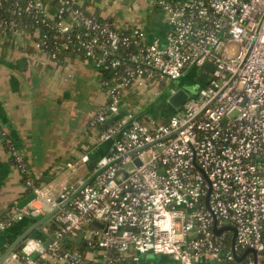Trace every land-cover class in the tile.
<instances>
[{
	"label": "built area",
	"instance_id": "obj_1",
	"mask_svg": "<svg viewBox=\"0 0 264 264\" xmlns=\"http://www.w3.org/2000/svg\"><path fill=\"white\" fill-rule=\"evenodd\" d=\"M159 2L169 29L164 40L148 42L143 29H118L80 0H61L54 11L51 0H0L1 33L27 31L29 20L50 58L77 50L99 70L107 101L89 125L95 143L113 142L93 180L57 190L36 181L0 126L25 192L36 194L0 215V233L46 214L57 197L66 200L84 184L52 216L53 229L41 226L51 238L27 237L3 264H139L149 252L177 264H264V0ZM48 31L64 37L54 48ZM208 62L214 71L204 69ZM191 67L210 81L166 119L137 111L118 117L134 85L158 96ZM81 232L83 249L67 248ZM88 250L101 259H90Z\"/></svg>",
	"mask_w": 264,
	"mask_h": 264
},
{
	"label": "crops",
	"instance_id": "obj_2",
	"mask_svg": "<svg viewBox=\"0 0 264 264\" xmlns=\"http://www.w3.org/2000/svg\"><path fill=\"white\" fill-rule=\"evenodd\" d=\"M80 0L89 12L102 20H108L116 28L133 30L141 28L148 42L164 40L168 23L156 0ZM129 2V3H128ZM40 31L17 30L0 37V126L8 131L20 152L28 162L33 176L41 185L60 190L66 185L91 181L96 173L98 161L107 155L112 141L94 142L96 132L89 129L93 114L106 103L107 90L102 85V75L93 63L79 53L64 51L54 60L37 47ZM169 88V87H168ZM165 88L162 94L174 87ZM125 93L118 117L131 112L126 104L130 92ZM175 89V88H174ZM141 88L140 92H144ZM156 97V98H157ZM144 107L140 113H150L156 102ZM137 105L134 101L131 104ZM174 112L168 104L160 115L166 119ZM89 161L82 156L87 152ZM68 162L74 167H68ZM30 193L25 192L19 168L4 147L0 137V215L15 209L20 200ZM58 197L56 198V200ZM34 218V217H33ZM35 221L30 217L17 222L0 233V257L7 248ZM53 222L49 219L45 225ZM35 235L48 238L41 227ZM90 259H101L99 252L87 251ZM139 264H177L164 254L146 253ZM201 264L218 263L212 260Z\"/></svg>",
	"mask_w": 264,
	"mask_h": 264
},
{
	"label": "water",
	"instance_id": "obj_3",
	"mask_svg": "<svg viewBox=\"0 0 264 264\" xmlns=\"http://www.w3.org/2000/svg\"><path fill=\"white\" fill-rule=\"evenodd\" d=\"M204 69L208 70V71H214L215 70V66L212 65L211 63H206L204 65ZM180 79V78H179ZM177 79V81L179 80ZM210 78L208 77V73L207 72H202L200 73L199 77L197 78L198 82H206L207 84L209 83ZM189 97V93L187 90H185L184 88H178L176 90V93H174L172 96H170L169 98V105L170 107L173 108H179L181 107L184 102L188 99ZM140 150V149H139ZM138 150H136L135 152H137ZM135 162L139 165L140 159L136 158ZM98 174V172L95 173L94 177ZM93 177V178H94ZM93 180V179H92ZM90 182V181H89ZM88 183V181L86 182ZM84 186V184L76 191L74 192L68 199L63 200L62 198H58L57 199V203L58 206H56L55 208H53L52 210H49L46 214H39L37 216L34 217L35 222L29 226L24 232H22L19 236H17L15 238V240L11 243V245L7 248V250L4 252V254L0 257V264H3L4 261L9 257V255L29 236L35 234L34 232L39 229L43 224H45L49 219L52 218V216L58 211L60 210V208L64 207L66 204H68L76 195H78V193L80 192L81 188ZM36 198V194L31 193L29 194L26 198H24L23 200H20L17 203V207H23L24 205L28 204L30 201L34 200ZM45 199H43L42 201H44ZM45 208L48 210V207L45 206ZM96 225H100V222L95 221L94 222ZM231 227H224L222 229H217L216 232L219 234L221 233L224 229H230ZM84 236V233L81 232L78 237L76 238V243L78 245H81V249H83L84 246V242H82V238ZM235 237L236 234H234L233 237V242L235 241ZM43 239V238H41ZM50 243L49 240L45 241V245L47 246ZM250 251V249L248 250ZM247 251V252H248Z\"/></svg>",
	"mask_w": 264,
	"mask_h": 264
},
{
	"label": "rangeland",
	"instance_id": "obj_4",
	"mask_svg": "<svg viewBox=\"0 0 264 264\" xmlns=\"http://www.w3.org/2000/svg\"><path fill=\"white\" fill-rule=\"evenodd\" d=\"M124 4L127 2L125 0ZM160 0H156V7H161V4L159 2ZM120 0H115L114 4L115 5H120ZM129 3V2H128ZM118 29L120 28H124L121 26H117ZM202 71L200 70V68H196V67H191L189 70H187L183 76L177 81H172L171 84L169 85V88L167 89L168 92H170V88L174 87L176 90L178 88H184L185 90L188 91V93L190 94H195L197 92H199V90L202 87H205L207 85L206 82H198L197 78L199 77L200 73ZM133 87H135L136 89H134V92H130V102H128L126 104V107H128V109H130V111L135 112V111H141L144 109V107H148L149 104H151V99L155 100V104L152 105V107L149 109L150 113H147L149 116L159 119L161 120L163 118L162 115H160V113L162 112V108L164 106H167L169 104V98L171 95H168V93H164L161 95V97H157V95H154L153 93H148V90H144V92H140L142 87H139L137 85H134ZM132 87V88H133ZM131 89V88H130ZM129 92V90L126 91V93ZM157 97V98H156ZM134 101V103L137 105V107L132 106V102ZM153 103V102H152ZM148 105V106H147ZM173 108V107H172ZM174 110H176V108H173ZM151 153L147 152L145 159H149L150 158ZM32 220L35 221V219L33 217H30ZM33 236L37 237V238H42L38 235L33 234Z\"/></svg>",
	"mask_w": 264,
	"mask_h": 264
},
{
	"label": "trees",
	"instance_id": "obj_5",
	"mask_svg": "<svg viewBox=\"0 0 264 264\" xmlns=\"http://www.w3.org/2000/svg\"><path fill=\"white\" fill-rule=\"evenodd\" d=\"M51 4H52V6H53V11L54 10H57L60 6H61V0H51ZM98 16V15H97ZM26 23H28L29 24V27H27L26 29H27V31H34V29H33V27L34 26H31V22L29 21V20H26ZM22 27H23V25H22ZM3 34V33H2ZM2 34H1V32H0V37L2 36ZM48 35H49V37H50V40H51V47L52 48H54V42L55 41H58L59 43H61L62 42V40H63V38L64 37H62V35H58L57 33H55V32H53V31H48ZM64 51H68V50H62L59 54H58V56L60 57V55L64 52ZM76 53H79V54H81V55H83L82 54V52H80V51H75ZM90 128H92L90 125H89V129ZM30 193V192H29ZM16 224V223H15ZM14 224V225H15ZM54 223L52 222L51 223V228L53 229L54 228ZM51 229V230H52ZM46 236L48 237V238H51V233H47L46 234ZM232 236H230V238H231ZM230 238H228V240H231ZM22 244V243H21ZM21 244L15 249V251H19L20 250V247H21ZM65 245H66V247L67 248H71V249H80L81 248V246L80 245H78L77 243H76V240H74V241H71V242H65ZM84 251V250H83Z\"/></svg>",
	"mask_w": 264,
	"mask_h": 264
}]
</instances>
